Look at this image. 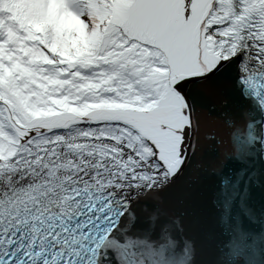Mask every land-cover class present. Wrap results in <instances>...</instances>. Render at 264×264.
I'll use <instances>...</instances> for the list:
<instances>
[{
  "label": "snow or ice",
  "instance_id": "obj_1",
  "mask_svg": "<svg viewBox=\"0 0 264 264\" xmlns=\"http://www.w3.org/2000/svg\"><path fill=\"white\" fill-rule=\"evenodd\" d=\"M0 264H264V0H0Z\"/></svg>",
  "mask_w": 264,
  "mask_h": 264
}]
</instances>
